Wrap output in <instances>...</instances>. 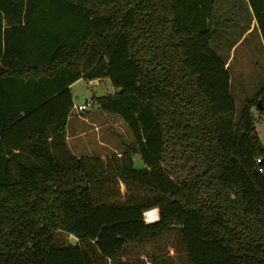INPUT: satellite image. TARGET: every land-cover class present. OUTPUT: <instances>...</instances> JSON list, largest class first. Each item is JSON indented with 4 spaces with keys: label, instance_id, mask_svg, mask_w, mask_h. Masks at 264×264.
Listing matches in <instances>:
<instances>
[{
    "label": "trees",
    "instance_id": "obj_1",
    "mask_svg": "<svg viewBox=\"0 0 264 264\" xmlns=\"http://www.w3.org/2000/svg\"><path fill=\"white\" fill-rule=\"evenodd\" d=\"M215 1L0 0V264H264V87L236 120ZM82 79L121 154L70 150Z\"/></svg>",
    "mask_w": 264,
    "mask_h": 264
},
{
    "label": "rangeland",
    "instance_id": "obj_2",
    "mask_svg": "<svg viewBox=\"0 0 264 264\" xmlns=\"http://www.w3.org/2000/svg\"><path fill=\"white\" fill-rule=\"evenodd\" d=\"M231 3L236 4L234 17L240 13L243 17L242 24L246 23L250 17L249 3L244 0H231ZM226 12L227 10L221 7L217 18L213 19L212 43L213 48L224 61L228 59L232 46L236 45L232 51V62L228 71L231 77L230 89L236 100V120H238L246 100L253 98L264 87V41L259 38L257 32H254L237 42L245 30H242V27L236 31L233 28H225L227 22L223 21V17ZM72 92L74 108L71 112L73 119L69 131L73 132L77 129L74 132L76 135L81 132L78 134L80 138L75 137V139L78 141L77 145L82 144L85 147L82 152L71 148L72 153L77 156L84 153L96 156L103 153L105 156L121 154L124 145L133 140L131 132L119 116L99 109L97 103V98L115 92L111 81L104 79L101 83L94 84L92 81L78 80ZM87 103L89 104L87 111H78V105ZM254 114L257 119V130L264 144V111L259 112L254 109ZM76 121L80 124H76ZM101 140L113 149L100 151ZM85 149L90 153L85 152Z\"/></svg>",
    "mask_w": 264,
    "mask_h": 264
},
{
    "label": "crops",
    "instance_id": "obj_3",
    "mask_svg": "<svg viewBox=\"0 0 264 264\" xmlns=\"http://www.w3.org/2000/svg\"><path fill=\"white\" fill-rule=\"evenodd\" d=\"M239 1V0H238ZM245 2L249 3L248 4V11L250 13V17L248 19V21L244 24H242L243 22V17H242V14H238L236 17H234V8L236 6V4H233L231 3V0H216L215 1V8H214V12H213V19L214 18H217V15H218V12L220 10V8L222 7L223 9L227 10V12L225 13L224 17H223V21L227 22V27L225 28H228V29H231L233 28L235 31L238 29V28H241L242 27V30L244 29L245 31H243V34L242 36L240 37L239 41L237 42H240L246 35H250L254 32H257L258 33V36L261 40L264 41V36H263V33H262V30L260 28V25H259V22H258V19L256 17V14H255V11H254V8H253V5H252V1L251 0H244ZM222 2L224 4H222ZM258 7L261 9V4L258 5ZM234 21H236V23H234ZM213 44V43H212ZM237 44V43H235ZM234 46L236 45H233L232 48L230 49V55L228 57V59L225 61L226 62V67H228L227 69L230 68L231 66V60H232V51L234 49ZM216 51V50H215ZM94 84H99L101 83V80L99 79H96V80H93L92 81ZM75 85V83L71 86V88H73ZM72 115L69 116V119H68V125H67V144L69 146V148H76L77 151L79 152H82L83 149L85 148L84 145L82 144H79L77 145L78 141L75 139V137H78L80 138V134L81 132L77 133H74L75 131L73 132H70L69 131V127L71 125V121H72ZM78 121H76V124H80L79 122L77 123ZM84 131V135L86 134L85 133V130ZM107 149H110L112 150L113 148L112 147H109V145L107 143H105V141H102L100 142V151L102 150H107ZM73 150V149H72ZM88 149H85V152H88L90 153V151H87ZM85 156H96V155H87L86 153H84ZM84 155H79L78 157H81V156H84ZM77 156V155H76ZM98 156H105V153L103 154H100Z\"/></svg>",
    "mask_w": 264,
    "mask_h": 264
},
{
    "label": "built area",
    "instance_id": "obj_4",
    "mask_svg": "<svg viewBox=\"0 0 264 264\" xmlns=\"http://www.w3.org/2000/svg\"><path fill=\"white\" fill-rule=\"evenodd\" d=\"M89 104H80L78 105V111L85 112L88 110ZM261 162V159H258V163ZM260 171L263 172V168H260ZM144 217L147 223H153L160 219L159 210L157 208L149 209L144 213Z\"/></svg>",
    "mask_w": 264,
    "mask_h": 264
},
{
    "label": "water",
    "instance_id": "obj_5",
    "mask_svg": "<svg viewBox=\"0 0 264 264\" xmlns=\"http://www.w3.org/2000/svg\"><path fill=\"white\" fill-rule=\"evenodd\" d=\"M258 106H259L261 109H263V106H262L261 102L258 103ZM134 163H135V168H136V169H143V168L146 167V164H144V163H143L140 159H138V158H135V159H134Z\"/></svg>",
    "mask_w": 264,
    "mask_h": 264
}]
</instances>
